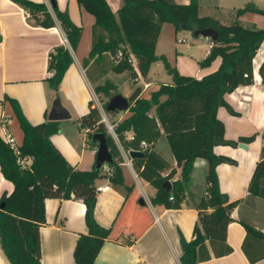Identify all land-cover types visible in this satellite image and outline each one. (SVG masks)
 Segmentation results:
<instances>
[{"label": "trees", "instance_id": "1", "mask_svg": "<svg viewBox=\"0 0 264 264\" xmlns=\"http://www.w3.org/2000/svg\"><path fill=\"white\" fill-rule=\"evenodd\" d=\"M23 7L36 25L51 28L60 25L72 50H76L82 35V27L75 24L67 11H61L53 2L51 11L44 2L13 0ZM95 17L92 46L83 66L95 85L96 92L111 97L115 85L111 81L99 83L108 72L129 70L133 81L136 70L131 56L143 77L157 59L155 48L162 24L171 22L175 31L182 29L213 28L218 37L212 39L209 54L199 64L209 66L220 57L219 67L198 78L181 74L170 68L171 83L161 84L148 96H140L130 102L128 114L115 124V131L125 150H140L143 158L133 159L138 175L156 188L151 203L164 209L182 208L189 186L190 174L196 158L208 162L205 192L197 204L198 222L194 237L187 240L181 236L182 264H199L208 254H203L206 240L211 244H226L227 226L232 220L231 212L238 201H231L219 184L217 165L223 162L236 164L226 155L216 154L217 145L237 147L239 142H252L256 134L241 136L238 140L225 136V124L218 117L220 107L232 115H239L227 101L226 95L240 85L254 82L253 59L264 42V27L243 25L238 18L246 12L264 16V8L248 3L237 9L236 19L223 23L218 19L201 15L199 1L177 3L175 0H124L116 15L107 0H77ZM71 49L66 44L57 45L48 57L46 78L48 86L59 91L65 72L73 62ZM119 51L122 52L118 56ZM169 66L168 64L166 65ZM169 68V67H168ZM259 72L264 82V60ZM11 102L24 134L18 151L0 135V170L14 185L10 193L0 197V245L11 264H43L41 261L40 227L46 222V198H78L86 205L87 231L80 233L75 247L76 264H95V258L104 242L116 240L113 227L101 225L95 218L97 203L96 180L102 176L101 169H79L73 166L54 145L52 136L60 129V121L45 119L32 123L23 112L19 102L7 96ZM107 102L104 107L106 108ZM108 112V111H107ZM108 112L110 114L114 113ZM80 129L106 135L109 151L115 161L109 164L107 176L114 184L125 185L121 167L120 149L102 121V114L93 100L88 111L74 120ZM164 132L177 164L181 166V178L172 180L175 170L154 149V144ZM131 133V136H128ZM89 139L92 147L97 142ZM145 141L147 146H142ZM26 157H31L25 165ZM170 170L166 175L164 171ZM170 180L171 189L163 184ZM248 190L264 197V147L248 185ZM3 204V205H2ZM247 234L259 233L253 226L244 224ZM231 248L227 245L226 251Z\"/></svg>", "mask_w": 264, "mask_h": 264}, {"label": "crops", "instance_id": "2", "mask_svg": "<svg viewBox=\"0 0 264 264\" xmlns=\"http://www.w3.org/2000/svg\"><path fill=\"white\" fill-rule=\"evenodd\" d=\"M33 1L44 2L53 11L52 0ZM123 1L107 0L116 15ZM175 1L188 3L190 0ZM198 1L201 15L212 16L223 23L234 21L237 9L243 5L254 3L260 7L259 0ZM55 4L61 11H67L71 20L83 29L77 49H71L73 62L65 72L58 92L48 86L46 78L50 75L47 68L49 53L57 45L66 44L60 25L43 28L36 25L29 18L28 12L13 0H0V135L6 140L10 134L19 146L24 138L7 96L19 102L32 123L42 122L45 112L49 113L54 98L60 97L72 117L60 120V129L52 136V141L73 166L90 170L95 168L97 147L90 146L88 130L80 129L74 120L88 111L89 102L94 99V95L97 96L95 85L87 73V68L83 66V60L92 46L95 17L77 0H55ZM260 16L258 13L246 12L238 20L246 26L264 27ZM205 42V47L197 51L196 56L181 57L178 64L181 74L200 78L219 67L220 57L215 58L209 66L199 64L213 45L210 38L206 37ZM132 57L137 73L136 78L131 81L136 88L133 101L137 97L148 96L160 85L154 84L149 76L150 72L143 77L134 56ZM263 60L264 42L253 59V84L240 85L226 95L228 103L239 115L230 114L225 107L218 110V117L225 124L227 138L238 140L241 136L252 134H256V137L252 142H242L245 147L239 144L237 147H214L216 154L226 155L237 162H223L216 169L221 190L231 201L237 200L238 203L231 212L232 220L227 226L226 244H211L206 240L203 254H208L209 258L201 260L199 264H264V197L248 190L264 147V82L259 72ZM102 79L98 82L101 83ZM171 82L165 81L163 84ZM98 102L101 103L99 98ZM106 113L109 121L116 124L128 114V110L120 115L112 113L113 119L107 111ZM164 137L166 136L163 132L154 144V149L174 168L172 180H176L181 178L182 169ZM122 158L124 181L125 185L132 187L130 192L124 185L112 183L103 166L100 168L102 176L96 180L98 193L95 218L105 227L112 226L117 239L104 242L95 258V264H182L181 236L187 240L194 237V228L199 219L196 206L205 192L207 160H194L190 174L191 183L183 207L164 209L151 203V196L155 194L156 188L138 175L133 159L132 166H129L124 163L123 155ZM31 161V157H26L23 164L28 165ZM104 165L109 166L108 163ZM171 168L163 174H168ZM104 186H108V189L99 190V187ZM13 188V183L0 170V197L5 192L10 193ZM85 211L86 205L82 199H45L46 222L40 227L43 264H76L74 247L80 233L87 231ZM244 224L253 226L263 234H247ZM227 245L231 248L229 252L226 251ZM0 264H11L1 245Z\"/></svg>", "mask_w": 264, "mask_h": 264}, {"label": "rangeland", "instance_id": "3", "mask_svg": "<svg viewBox=\"0 0 264 264\" xmlns=\"http://www.w3.org/2000/svg\"><path fill=\"white\" fill-rule=\"evenodd\" d=\"M212 2L219 0H210ZM258 5L264 8V0H259ZM244 7V5H243ZM260 18L264 21V16L261 15ZM235 20V19H233ZM185 38L186 41L182 42L181 39ZM206 37L198 36L195 37L191 29H182L175 31L174 25L171 22H164L161 27L157 45L155 48V54L157 59L153 61L149 76L155 85H161L165 81H172L173 76L169 72L170 68H176L178 70V64L181 61V57H193L196 56L197 51L205 47ZM132 61H134L131 56ZM169 65L168 67L166 65ZM179 71V70H178ZM180 72V71H179ZM106 81H111L115 84V88L111 91L113 94L118 92L132 101L133 93L136 88L131 84L130 72L129 70H124L121 72L112 71L109 73L102 81L104 84ZM95 89V87H94ZM135 89V90H134ZM96 92V91H95ZM97 96L94 95L93 101L96 105H99L98 98L101 101V105L104 108L105 102L109 101L110 97L103 92H96ZM98 103V104H97ZM105 109V108H104ZM125 110H116L115 112L120 115ZM106 112V110H105ZM111 117L112 115L108 113ZM113 119V117H112ZM106 124V123H105ZM87 137L90 139L91 133L87 132ZM167 142L166 137L163 138Z\"/></svg>", "mask_w": 264, "mask_h": 264}, {"label": "water", "instance_id": "4", "mask_svg": "<svg viewBox=\"0 0 264 264\" xmlns=\"http://www.w3.org/2000/svg\"><path fill=\"white\" fill-rule=\"evenodd\" d=\"M193 35L195 37L203 36L210 39H216L218 37V32L213 28L196 29L193 31ZM129 105L130 102L127 97H125L121 93H116L110 97L106 106V111L113 112L116 110H128ZM71 117L72 116L69 109L62 103L61 98L55 97L48 113V119L53 121H60L70 119ZM91 140L97 142L98 144L95 169L99 170L105 163L112 164L115 159L109 151L105 133L95 132L93 133ZM239 146L245 147L246 145L240 142ZM129 154L132 159L144 157V152L140 150H130ZM163 186L170 190L172 187V183L170 180H168L163 184ZM141 201L143 202V200Z\"/></svg>", "mask_w": 264, "mask_h": 264}, {"label": "built area", "instance_id": "5", "mask_svg": "<svg viewBox=\"0 0 264 264\" xmlns=\"http://www.w3.org/2000/svg\"><path fill=\"white\" fill-rule=\"evenodd\" d=\"M64 34V41L66 43V45L71 49V46L69 44V41L65 35V33L63 32ZM182 42L186 41L185 38L181 39ZM122 55V52L119 51L118 53V56H121ZM99 108L101 109L102 111V121H104V123H106V126H107V129L108 131L110 132V134L113 136V138L115 139V141L117 142V144L119 145V148L122 152V155L124 156V163L126 165H129V166H132V158L129 154V151L128 150H125L121 143H120V140L117 136V133L115 131V124L114 123H111L108 119V116H107V113L105 112V109L103 108V106L101 104H99ZM128 136L130 137L131 134L129 133ZM6 141L11 145L12 148H14L16 151H18V144L16 143L15 139L10 135L8 134L7 135V138H6ZM142 146L146 147L147 146V143L145 141L142 142ZM103 168H104V171L109 173V166L108 165H103ZM108 189V186H104V187H99V190L101 191H105Z\"/></svg>", "mask_w": 264, "mask_h": 264}]
</instances>
